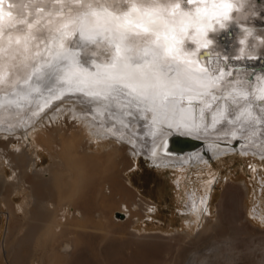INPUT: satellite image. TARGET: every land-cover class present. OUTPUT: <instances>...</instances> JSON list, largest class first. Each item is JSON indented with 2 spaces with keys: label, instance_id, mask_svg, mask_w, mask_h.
<instances>
[{
  "label": "bare ground",
  "instance_id": "obj_1",
  "mask_svg": "<svg viewBox=\"0 0 264 264\" xmlns=\"http://www.w3.org/2000/svg\"><path fill=\"white\" fill-rule=\"evenodd\" d=\"M20 1L29 14L23 19L29 24L34 20L38 21L42 18L44 20L41 12L46 11L48 6L57 8L58 5L54 2L59 0ZM70 1L80 2L82 6L90 1H97L101 4L88 9L81 6L75 7L72 10H75L76 17H80L81 22L73 16L65 21H72L68 25L61 23L48 25L50 27L47 30V37L38 39V34H34V31L30 32L21 26L18 27L20 23H16L17 28L12 33L0 38V96H3L0 102V139H6L7 144L14 140L25 142L26 148L35 144V150L38 152L39 149L41 150L38 141L42 142L43 139H39L37 132L47 127V123L52 124L54 120L67 114L74 121L80 122L81 127H84L82 128L83 134H91L98 144L106 141L117 142L125 148V151L128 150L129 154L136 158L142 157L149 160L157 168L177 169L181 173L178 179L180 189L184 181V172L189 165L194 161L199 164L202 162L204 165L209 163L206 157L208 151L212 152L213 157H218L231 152L234 149L233 145H238L242 154H256L264 157V98H255L261 95L264 76L256 80L259 85L256 86L254 92L252 91L254 95L251 94L254 100L248 101L252 107L246 106V111H233V115L229 116L226 113L216 115L215 121L208 126L200 125L202 121H199V126L192 127V123L186 120L191 117L189 108L183 115L180 114V119L177 121H170L169 112L163 110L166 106L165 102L177 97L171 93L185 92L181 97L200 99L201 103L203 102V108L211 103L221 105L220 102H227L228 105L229 103L235 105L242 100L245 101L249 90L240 84L246 81V71L241 66L234 67L229 64L223 66L225 63L220 62L221 57L218 55V45L226 47L229 52L235 51L237 44L246 45L245 41L241 42L245 39L241 34L242 30L233 24L230 25V31H228V26L223 30L225 34L222 39L219 32L215 33L217 25L221 24L223 9L196 7L195 12H188L191 14L189 17H184L182 14L185 12L177 11H180L183 6L176 9L173 15L170 3H175L177 0H127L125 9H120L118 12L102 6L101 0ZM199 1H197L199 4L205 2L204 0ZM13 2L15 4L17 0ZM37 5L42 11L31 13L37 9ZM133 5L138 9L137 11H133ZM258 9L256 8L255 11ZM93 12L97 13L98 17L93 16ZM62 13L65 14V11ZM125 13H129L127 19L132 21L131 24L126 23ZM48 19L56 20L57 18L50 16ZM19 20L21 19L16 21ZM182 20L183 24H181ZM61 21L64 22V20ZM149 21H155V23L149 24ZM97 22L100 27L96 26ZM165 22L169 24L168 28H165ZM121 23H125L127 28V31L121 29L125 35L122 43L119 40L121 32L114 31ZM137 23L148 26L150 32L144 33L143 28L136 27ZM189 24H192L194 29L186 33ZM63 25L65 28L57 27ZM245 26L247 27L246 24ZM74 27L78 28L79 33L77 34L81 36L68 41L67 38ZM153 28L159 29L162 33V44L164 34L169 37L176 35L178 40L181 35L186 38L183 44L176 45L182 54H186V58L172 61L171 56H168L166 60L154 57L152 52L157 50V45L150 43L155 39L151 35ZM182 28L186 30L181 32ZM249 28L247 27L246 32L255 30V37L250 43L253 45H247L243 51L234 54L235 59L228 58V63L243 64L246 62L243 53L253 54L254 52L249 51L253 47L258 48L259 53L264 54V28L261 29L254 24H251ZM98 32H103V35H96ZM38 33L43 34L39 31ZM90 37L94 38V43L89 39ZM212 40H215L216 44H211ZM62 42L63 49L60 47ZM117 43L121 44V52L119 59L113 61L111 56L115 55ZM105 48L110 50L109 55L100 52ZM52 49L57 50L55 56L51 54ZM201 49H205V53L212 54L209 57L210 61L219 64L217 72L214 71L215 75L204 72L203 67L197 64V55ZM93 52L99 54L93 56ZM47 55L49 56L46 57ZM221 55L227 58L228 53L222 50ZM69 59L70 61L67 62ZM113 63L115 67H112ZM34 65L36 66L32 70ZM55 68L59 71H56L50 79L49 73ZM172 68L175 69V75L167 77L171 74L170 69ZM62 71L67 72L61 75ZM183 105L184 103L180 104V106ZM199 112H203V109ZM177 132L194 135L201 139L202 146L196 150L186 151L184 154L165 151L163 145L164 142L166 143V138ZM74 138L70 136L64 139L61 157L66 165L67 174L57 170L50 174L47 181L48 200L55 206L61 204L73 209L74 207L81 208L83 217L76 216L74 220L67 221V223L57 220V209L44 207L41 194L46 189L42 178L37 174L36 179L30 182L34 198L30 214L35 220L38 219V224L36 227L30 225L26 227L21 237L22 241L19 243L23 242L24 245H16L27 247L18 248L20 250L13 253V263L26 264L32 262L34 256L38 255L39 264H85V261L82 262L83 259L81 261L79 257L72 256L71 259H64L61 256L63 252L78 246L93 250L100 233L97 237L94 234L86 236L84 232L87 227L106 234L105 221L102 219L91 221L85 212L94 208H100L106 212L112 210L116 204L119 208V203L124 202L120 210L124 212L123 207H125L126 214L129 217L133 215V207L137 202H132L130 206L128 202L130 194L125 193L118 176L122 158L116 152L107 156L74 154L72 153V149H76L75 142H72ZM32 139H35V143ZM3 157L7 163L9 162L8 165L12 166L15 174H17V169H20L22 174L28 172L36 160V157L30 155L25 149L16 152V157L13 159H10L6 153ZM2 165H6L5 161ZM134 166L135 163H131L130 168ZM3 180L5 183L10 182L11 187L6 189V192L0 189V197L11 198L21 192L22 187H19L22 186L21 178L17 183L11 182L8 178ZM204 186L208 188L209 183ZM194 199L193 196L189 197L192 210L189 209L190 211L186 213L190 212L196 215V219L202 220L205 218L202 215L203 208H208L210 204L203 195L198 196L196 202ZM187 203L189 204L188 201ZM7 204V228L0 248L2 253L10 244L9 242L7 244L8 232H11L9 223L14 221V216L16 217L22 207L19 204L13 206V203L11 204L8 200ZM151 204L155 203L151 202ZM193 209H195L194 213ZM190 223L191 221L188 220L186 224L189 226ZM119 237L121 241H116L107 235L99 237L106 240L100 250L104 254L106 264H183L186 261L184 256L186 254L183 252H179L172 261H166L160 258L161 254L156 253V250L150 252V249L145 248L134 249L129 256H125L123 248L126 242L122 236ZM29 245L32 247H28ZM56 247L63 251L61 255L55 252ZM11 250L9 249L10 252ZM77 254L80 253L77 252Z\"/></svg>",
  "mask_w": 264,
  "mask_h": 264
},
{
  "label": "rangeland",
  "instance_id": "obj_2",
  "mask_svg": "<svg viewBox=\"0 0 264 264\" xmlns=\"http://www.w3.org/2000/svg\"><path fill=\"white\" fill-rule=\"evenodd\" d=\"M82 128L84 127H81L80 122L74 121L73 118L66 114L54 120L52 124L47 123V127L38 131L37 135L39 132L41 136L46 134L51 140L53 139L52 141H57L61 138L60 156L63 151L64 139L70 136L75 137L74 141L72 140L75 144L80 142L78 147L82 148L83 151H90L87 152L89 155L102 156L107 151L109 152L108 155L116 152L122 158V161H120L121 167L118 171L120 173L118 175L121 181L120 185L124 188L125 193H128L127 195L130 194L128 199L130 206L133 204L132 202H137L133 207V215L130 217L126 214L125 207H123L124 212L120 210L124 202L119 203V208L117 207L118 204H116L112 210L106 212L100 210V208L85 212V215L91 221L104 220L105 226H103L107 229V232L104 234L102 231L87 227L84 235L93 236L94 234L97 237V234L100 233L99 237L107 235L116 241H121L119 236H122L126 242L123 248L125 256H129L134 249L145 248L146 250L150 249V252L156 250V253L161 254L160 258L166 259V261H172L179 252H183L186 254L184 255L186 261L183 264H264L263 156L242 154L238 149V145H233L234 149L231 152L218 157H213L212 152L208 151L206 157L209 163L204 165L202 162L199 164L194 161L193 164L189 165L184 172V181L181 183L180 189L178 179L181 173L177 169H148L149 167H154L149 160L142 157H134L117 142L106 141L98 144L91 134H83L84 130ZM4 140L6 139H0V189L6 192V189L11 187V183H5L4 178H8L14 183L20 181L21 178L22 186L19 187H22V190L18 195H14L11 198L6 197V199H3L0 197V248L7 228V200L11 204L13 203V206L17 204L21 206L24 203L20 211H17V218L14 216V221L12 220L9 223V231L12 233L8 232L7 244L8 242L10 244L4 249L6 253H2L0 250V264H16L12 260L14 259L13 253L18 252L20 250L18 248L24 249L27 247H20L24 245L23 242V244H19L22 241L21 237L24 235L26 227L29 225L36 227L38 224V219L35 220L30 214V208L34 202L30 182L36 179L37 174L38 177L42 178L46 189L41 194L44 207L49 209L56 208L57 220L67 223V221L74 220L76 216L83 217V213L81 208L74 207L73 209L61 204L55 206L48 200L47 187L49 186L47 181L50 174L56 169L49 168L52 165V161L49 160L47 152H52L53 145L43 151L38 147L39 151L37 153L35 144L26 148L25 142L14 140L7 144L6 142L8 141L5 142ZM32 141L35 143V139H32ZM19 145L20 148H18ZM54 148H56V145ZM22 149L27 150L30 155L36 157V160L31 165V170L22 174L21 170L17 169V174H15L12 166L8 165L9 162L7 163L3 155L6 153L10 159H13L16 157V152H20ZM4 161L6 163L5 166L2 165ZM131 163H135L132 168H130ZM63 174H67V168ZM130 180L142 187L141 194L135 190ZM151 181L152 184H150ZM206 183H209L208 188L204 186ZM201 195L206 196L207 203L210 204V208H203L202 215L205 218L202 220L200 218L196 219V215L190 212L186 213L190 211L189 209L192 210V206L190 207L192 202H190L189 197L193 196L196 202L198 196ZM145 196L158 199V205L151 204L153 201H150ZM130 209L132 210V208ZM194 211L195 209H193V213ZM188 220L191 221L189 226L186 224ZM34 222H37L36 225ZM11 229L15 230L12 231ZM99 237H97L96 244L94 243L95 249L93 248L92 251L89 248L87 249V247L85 248V246L73 247V250L71 249L67 252L59 250L58 247L54 250L57 253L59 252V255L63 252L61 256L64 259L79 257L80 260L83 259V261L81 260L82 262L85 261V264H106L104 254L100 251L106 240ZM16 244L20 246L17 247ZM8 247H11L12 250ZM28 247L32 246L29 245ZM76 251L80 254L78 255ZM99 255L100 257H98ZM38 259L39 257L36 255L32 262L30 261L26 264H39ZM98 260L99 263H97Z\"/></svg>",
  "mask_w": 264,
  "mask_h": 264
},
{
  "label": "water",
  "instance_id": "obj_3",
  "mask_svg": "<svg viewBox=\"0 0 264 264\" xmlns=\"http://www.w3.org/2000/svg\"><path fill=\"white\" fill-rule=\"evenodd\" d=\"M20 0H17V2L14 4L13 0H3V3L0 4V10L2 11H11L14 20H18V19H23L24 17L26 18L29 14L27 12V10H25L24 5L22 4V2ZM102 6H105L106 8H109L111 11L114 12H118V10L120 9H125L126 6V2L127 0H101ZM197 1L199 0H192L191 3H185V0H177V2H173L170 3V7L172 5H175L177 3L181 4V6H183L180 11L177 10L178 12H195L194 9H196V7H207L210 9H217L218 7H214V5H219L221 3V0H204L205 2L202 4L201 1H199V3H197ZM99 2V1H98ZM228 2L230 4H232V9L228 12V18L225 19L224 16L222 15L221 19H220V23L217 25V28L214 30L215 33L219 32V36L222 39V37L224 36L223 34V30L226 28V26H228L227 28L229 29L228 31H230V25H234L236 27H238L239 29L242 30L241 34H243V37L245 38L244 40H241V42L245 41V46L247 45H253L250 44L253 40L252 38L255 37L254 31L255 30H250L246 32L247 27L249 28V26L251 24H254L256 27L259 28H264V0H228ZM56 3L58 6L57 8L53 7V6H48V9L46 11H42L41 14L42 16H44V20L43 18L41 20H38V18H36L38 20V22L36 20L30 22L29 24H32L33 27L31 29L27 28V23L26 24H20L18 25L21 26L23 29L29 30L30 32L34 31V34H38L37 38L40 39L41 37H47V30L48 27L52 26L53 24L56 23L57 24H64V25H68L70 22L72 21H68L65 22L67 19H71L74 17H76V13L74 9L75 7H84L85 9L87 8H92V7H98L99 4H101L100 2L97 3V1H90L85 3V5H81V3H76V2H71L70 0H59ZM143 4V3H141ZM11 5V7H9ZM89 5H91V7H89ZM200 5V6H199ZM3 6V7H2ZM53 7V8H52ZM119 8V9H118ZM256 8H259L257 11ZM220 9V8H218ZM40 10L37 8L33 11H31V13H38ZM62 11H65V14L62 13ZM253 12V13H252ZM28 14V15H27ZM23 16V17H22ZM50 16L52 18H57V22H53L56 21L54 19L50 20L47 18H50ZM78 18V20L80 19V17H76ZM256 18V19H255ZM24 20V19H23ZM61 20H64L61 21ZM81 20V19H80ZM79 20V21H80ZM91 20V19H90ZM93 20V19H92ZM43 21V22H42ZM60 21V22H58ZM81 22V21H80ZM185 24H188V22H185ZM19 24V23H17ZM112 27L113 25L111 23H109ZM245 24L247 25V27L245 26ZM16 25V24H15ZM6 26L3 28L2 31H0V38L8 35L9 33H12L14 29H16V26ZM50 25V26H48ZM57 26L59 29L61 28H65V26ZM85 25V24H83ZM223 25V26H220ZM192 24L188 25V30L194 29L192 27ZM88 27V26H87ZM255 28V27H254ZM250 29V28H249ZM39 32L43 33L42 35H40ZM58 33V32H56ZM78 32V28L74 27L73 31L71 32V36L69 35V37L67 38L68 41H72L75 37L81 36V34H77ZM229 33V32H227ZM242 37V36H241ZM242 37V38H243ZM216 40V39H215ZM215 40H212L211 44H216ZM218 43V42H217ZM237 44L236 46V50L235 51H228V49L226 47H221V46H217L218 49V55H220V62H224L225 64H221L223 66H226V64L229 66H234V67H238L241 66L245 71H246V81L243 84H240L241 86H244L246 88V90H249V92H247V95L245 97V101L243 102H239L236 103L235 105L232 103H228L226 102H220L221 105H215L214 103H211V105L206 106L205 108H203V102L201 103L200 99H190L189 97H181L183 94H185V92L183 93H171L174 95H177V97L175 99H173L172 101H167L165 102L166 106L163 107L164 111H168L169 115H170V121H177L180 119V114L183 115V113L186 111L187 112V108H189V112L191 110V117L190 119H186L188 120V122L190 121V123H192V127H197V125L199 126V121H202L200 125H209L210 123H213L215 121V117L216 115L219 114H227L229 115H233V111L234 112H238L241 110L246 111V106H250L248 101H252L254 100V96H251L252 91L254 92L256 90V86H258V82L256 80H259L260 77L264 76V54L259 53V49L258 48H250L249 51L254 52L253 54L247 55L246 53H243L244 57H245V61L243 64H232V63H228L227 59L228 58H234L233 57L234 54L239 53L240 51H243V49H245V46ZM221 48V49H220ZM216 49V50H217ZM205 49H201L199 50L200 52L197 55V64L200 65V67H203V69L205 70L204 72H208L209 75H215L214 73L217 72L218 70V66L219 64L210 61V58L212 56L211 53H205L204 51ZM222 50L226 51L228 53V55L225 57H222L221 52ZM248 51V52H249ZM57 53V50H53L51 51V54L53 56H55ZM50 55V54H49ZM49 55H47L46 57H48ZM50 55V56H52ZM203 59V60H202ZM69 60H67V62H69ZM172 61H176V60H172ZM66 62V63H67ZM237 62V61H236ZM36 65L33 66L32 70L35 68ZM171 74H165L167 77H172L175 75V69H170ZM216 71V72H214ZM67 71H62L65 74ZM32 73V72H31ZM166 73V72H165ZM230 78V76H229ZM250 81H249V80ZM256 81V82H255ZM22 84V83H20ZM253 86L255 87L253 89ZM171 95L170 93H166ZM254 95V94H252ZM240 96V95H239ZM3 96H0V102H2ZM255 98H264V86L261 89V95L255 96ZM164 103V102H163ZM184 103L183 106H180V104ZM195 103V104H194ZM254 103V102H253ZM1 104V103H0ZM195 105V106H194ZM201 109H203V112H199L201 111ZM202 113V114H201ZM235 115V114H234ZM150 123V122H149ZM202 146V141L201 139L195 137L194 135H186L184 134V132H177L175 134H172L171 136H169L168 138H166V143L164 142V150L169 152V153H176V154H181V153H185L186 151L189 150H196L199 147ZM122 216V214H120Z\"/></svg>",
  "mask_w": 264,
  "mask_h": 264
},
{
  "label": "snow or ice",
  "instance_id": "obj_4",
  "mask_svg": "<svg viewBox=\"0 0 264 264\" xmlns=\"http://www.w3.org/2000/svg\"><path fill=\"white\" fill-rule=\"evenodd\" d=\"M191 2H192V0H185L186 4L187 3H191ZM2 3H3V0H0V4H2ZM9 7H11V5ZM89 7H91V5H89ZM180 7H181V5L179 3L171 6L173 15H175L176 9H179ZM214 7H218L220 9H223L224 11H223L222 15L224 16L225 19H227L228 18V12L232 9V4H230L228 2V0H221V3L219 5H214ZM37 8H39L38 5H37ZM39 10L42 11V9H39ZM137 10L138 9H136L135 5H133V11H137ZM92 15L98 17V14L95 13V12H93ZM182 15L184 17H189L191 14L185 12ZM128 16H129V13H125L124 14L125 21H126L127 24H131L132 21L127 19ZM16 23L26 24L27 22L25 20H23V19L19 20V21H16V20H14L11 11H2V10H0V31H2L3 28L6 27V26H14ZM148 23L149 24H154L155 21H149ZM181 24H183V20L181 21ZM96 26L100 27L98 22H97ZM164 26H165V28H168L169 24L167 22H165ZM221 26H223V25H221ZM32 27H33L32 24H27V28L28 29H31ZM136 27L137 28H143V32L144 33H149L150 32V28L148 26H145V24H143V23H137ZM209 27H211V25H209ZM121 29L127 31L125 23H121V24L117 25V27L114 29V31L121 32V34L119 36V40L122 43L123 40L125 39V35H124V32L121 31ZM105 30H107V29H105ZM184 30H186V29L182 28L181 32H183ZM198 31H199V29H198ZM96 35H103V32H98V33H96ZM151 35H153L155 37V39L152 40L150 43L157 45V50H153V52H152V55L154 57H160L162 60H166V58L168 56H171L173 60L186 58V54H182L180 49H178L176 47V45L184 43V39H186V38H184L182 35H181V38L178 40L176 35H171V37H169L167 34H164V43L163 44L161 43V35H162V33L160 32L159 29L153 28L151 30ZM25 39H27V37H25ZM89 39L93 43L95 42L93 37H90ZM17 43H19V40H17ZM60 47H61V49H63V47H64L63 42L61 43ZM161 49H162V51H161ZM100 52L103 53L104 55H109L110 54V50L106 49V48L105 49H101ZM120 52H121V44L117 43L115 45V55L111 56V59L113 61L119 59ZM97 54H99V53L98 52H93L92 53L93 56H95ZM37 55H39V53H37ZM187 62L191 63V61H187ZM89 63H90V61H89ZM112 67H115L114 63L112 64ZM56 71H59V69L55 68L49 73V78L50 79H51L52 75H54V73ZM127 86L128 85H126V87ZM133 90H135V89H133Z\"/></svg>",
  "mask_w": 264,
  "mask_h": 264
},
{
  "label": "crops",
  "instance_id": "obj_5",
  "mask_svg": "<svg viewBox=\"0 0 264 264\" xmlns=\"http://www.w3.org/2000/svg\"><path fill=\"white\" fill-rule=\"evenodd\" d=\"M38 137H39V139L40 138H42L43 140H48V141H43L42 140V142H39L40 143V148H41V150L43 151L44 150V148L45 149H48V147H51L52 145H53V149H52V152L51 153H49V152H47V154H48V157H49V160L50 161H52V165H51V167H49V168H54V169H56L57 171H59V172H61V173H63V172H65L66 171V165L64 164V162H63V160H62V158H61V156H60V151H61V144H60V142H61V138H59V140H57V141H52L51 140V138L50 137H48L46 134H43V136H41L40 135V132L38 133ZM50 140V141H49ZM5 142L7 141V140H4ZM79 143L80 142H78V143H76V145H75V150L74 149H72V153H74V154H76V153H86L87 154V152H90V151H83V149L82 148H80V147H78V145H79ZM42 144V145H41ZM55 145H56V148H54L55 147ZM38 153V152H37ZM108 151L104 154V155H102V156H107L108 155ZM82 155H84V154H82ZM89 155V154H88ZM91 155V154H90ZM100 156V155H99ZM152 169V170H159V168H157V167H149L148 169ZM130 183L132 184V186L135 188V190L136 191H138L140 194H141V189H142V187L141 186H138L137 184H134L133 182H132V180H130ZM150 184H152V181H151V183ZM145 197H147L150 201H153V202H155V204H157L158 205V199L156 200V199H154V198H151V196H145ZM160 199V198H159Z\"/></svg>",
  "mask_w": 264,
  "mask_h": 264
}]
</instances>
